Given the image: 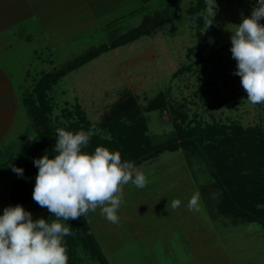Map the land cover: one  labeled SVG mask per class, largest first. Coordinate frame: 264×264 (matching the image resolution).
I'll list each match as a JSON object with an SVG mask.
<instances>
[{"label":"rangeland","instance_id":"rangeland-1","mask_svg":"<svg viewBox=\"0 0 264 264\" xmlns=\"http://www.w3.org/2000/svg\"><path fill=\"white\" fill-rule=\"evenodd\" d=\"M57 4L36 5L30 20L1 29L9 45L4 54L0 47V60L9 69L11 84L9 94L0 96V123L7 116L9 132L24 124L16 103L31 94L44 71L105 45L48 91L53 129H65L76 119L75 114L66 116V111L75 112L79 106L95 135L103 139L111 138L113 122L132 123L144 117L153 143L162 146L176 139L174 122L181 121V115L184 125L195 120L237 122L264 134V103L247 101L241 78L233 74L236 61L230 51L232 31L251 15L257 0H216L215 16L205 11L202 25L193 21L190 11L198 0H63ZM114 20L118 22L109 26ZM144 24L150 32L122 42ZM160 95L165 103L150 110ZM7 119L1 129L8 127ZM27 129L9 134L1 146L0 166L36 148L37 127L31 121ZM238 159L244 168L231 174L239 166L233 157L222 161V174L233 178L236 172L255 171L264 182L262 153ZM218 169L208 155L189 158L182 148L165 150L139 165L137 170L150 183L143 189L131 183L123 186L119 224L107 221L100 208L85 215L108 263L264 264V226L218 212L223 198L213 175L215 170L221 175ZM14 183L12 176L0 179V215L5 207L17 205L10 199ZM196 191L201 210L189 211ZM176 199L181 205L173 209L171 202ZM29 212L34 220L51 217L46 208ZM76 247L68 264H100L86 247Z\"/></svg>","mask_w":264,"mask_h":264},{"label":"clouds","instance_id":"clouds-1","mask_svg":"<svg viewBox=\"0 0 264 264\" xmlns=\"http://www.w3.org/2000/svg\"><path fill=\"white\" fill-rule=\"evenodd\" d=\"M206 13L214 17L216 0H205ZM264 0H257L251 15L243 17L231 36V54L247 101L264 103ZM93 128L87 131L56 130L51 158L48 154L34 159L38 168L32 199L51 216L33 219L20 204L8 206L0 215V264H68L64 237L71 235L63 222L79 219L100 208L107 221L119 224L118 210L123 203V186L129 183L143 189L150 181L138 171L133 161L122 160L119 151L102 146L87 152ZM23 176L22 168L11 165ZM181 200L171 202L177 209ZM189 211H200V193L189 200ZM63 221V222H62Z\"/></svg>","mask_w":264,"mask_h":264},{"label":"trees","instance_id":"trees-1","mask_svg":"<svg viewBox=\"0 0 264 264\" xmlns=\"http://www.w3.org/2000/svg\"><path fill=\"white\" fill-rule=\"evenodd\" d=\"M190 11L195 23L199 25L205 23V0H198V4ZM117 22L118 20H114L109 23V26ZM146 32L150 31L146 27V24H144L127 34L122 42L131 41ZM106 48L107 46L101 45V48L89 52L85 56L78 57L58 69L44 71L36 82V86L31 94L22 98L30 121L29 128L32 121L34 127H37L36 133H38L40 140L31 153L18 155L10 159L9 162L1 164L0 179L12 176L15 183L11 189L10 199L14 204L22 205L26 211L42 208L32 199L35 178L38 172V168L34 165L33 160L45 154H48L50 158L56 154L53 153V148L56 143L57 129L56 127L53 129L50 125L49 115L52 113L53 107L48 99V91L68 72L77 69L92 57L97 56L102 49ZM164 103L165 99L163 95H160L151 102L149 109H157ZM66 112V116L69 117H74L75 114L76 119L65 126V130L76 132L79 130L87 131L91 128L90 120L79 106H77L75 112ZM181 118V121L175 119L174 122L176 139L162 146L153 143L148 133L147 121L142 117L132 123L121 120L113 122L110 126L111 138L103 139L97 135H93L85 151L89 153L94 152L98 146L106 147L111 151H119L122 160L133 161L136 167L146 160L158 157L165 150L174 152L182 148L186 151L189 158L208 155L214 165L217 164L221 174L219 175L216 170L215 172L213 171V175L217 177V187L223 189V198L218 205V212L232 216V219L236 221L258 222L264 226V182L255 176V171L248 173L245 171L244 173L236 172L233 178L232 175L227 176V174H222V161L224 160L228 162L233 157L236 159L234 160V165L239 166L235 170L232 169V174L234 171L244 168L242 161L238 159L243 154L247 155V158L255 153H262L264 155V134L261 130L254 127L245 128L237 122L227 124L195 120L193 125L191 122H188V125H184L185 117L181 115ZM11 165L22 168L24 170L23 176L13 172ZM205 193L203 189V195ZM48 215L51 214L48 213ZM41 218L48 219L49 222L55 219L52 216L47 218L42 216ZM63 223L70 226L71 230V235L64 237L69 259L71 256H75V250L78 248L76 246L82 245L89 250L92 258L99 261L100 264H109L85 216Z\"/></svg>","mask_w":264,"mask_h":264},{"label":"crops","instance_id":"crops-1","mask_svg":"<svg viewBox=\"0 0 264 264\" xmlns=\"http://www.w3.org/2000/svg\"><path fill=\"white\" fill-rule=\"evenodd\" d=\"M64 1L70 2L72 0H64ZM90 1L94 2V0H90ZM56 3H59L57 5H62L63 0H0V47L3 48L2 50L3 54L5 53L6 45L8 46L9 44H6L5 43L6 41H4L5 35L3 33L4 31L1 30L2 28L9 27V23L15 25V23L18 22H24V21L26 22L30 20L31 17L35 16L32 7H38L36 5H40L44 7L46 6L55 7ZM3 11L4 13H2ZM40 19L41 21H43L42 17H40ZM9 84H11L9 69L5 67L4 64L2 65L0 60V96L2 95L3 97H6V95L9 94ZM17 104H19L18 109H17ZM15 108L20 111V115H19L20 120L23 118L24 124L21 125L18 123L17 127L16 124H13L11 128L12 129H14L15 127L16 128L13 131L9 132V126L11 125V123L9 125V119H7V116L4 115V122L0 123V150L3 143L7 141V139H9V134H15V133L18 134L24 129L26 130L29 127L28 125L29 120L26 115V109L24 108L22 97L19 102L17 101ZM6 119H7L8 127H4L3 129H1L4 126Z\"/></svg>","mask_w":264,"mask_h":264}]
</instances>
